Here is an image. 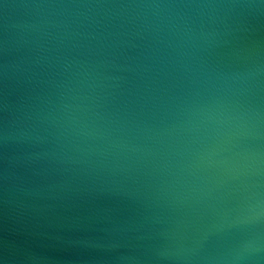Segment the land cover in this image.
Here are the masks:
<instances>
[{
  "label": "water",
  "instance_id": "1",
  "mask_svg": "<svg viewBox=\"0 0 264 264\" xmlns=\"http://www.w3.org/2000/svg\"><path fill=\"white\" fill-rule=\"evenodd\" d=\"M0 264H264V0H0Z\"/></svg>",
  "mask_w": 264,
  "mask_h": 264
}]
</instances>
